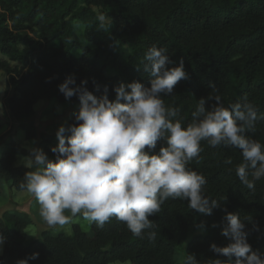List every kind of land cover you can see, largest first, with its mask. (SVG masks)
Masks as SVG:
<instances>
[{
    "label": "trees",
    "instance_id": "16d2710c",
    "mask_svg": "<svg viewBox=\"0 0 264 264\" xmlns=\"http://www.w3.org/2000/svg\"><path fill=\"white\" fill-rule=\"evenodd\" d=\"M74 22L84 25L88 45L76 38ZM153 45L168 49L170 66L183 61L188 79L162 98L167 106L180 109L185 126L199 99L211 91V83L225 107L247 97L258 114L264 113V0H0V73L9 74L8 120L25 131L26 139H36V126L26 118L35 114L40 100L56 98L77 105L68 125L76 123L79 97L66 100L59 90L68 77L77 84L87 80V89L97 97L107 85L111 100L121 83L139 81L149 87L151 77L139 67ZM77 49L79 54L74 53ZM13 131L2 135L7 146L0 155V181L20 190L30 169L18 163L26 149ZM246 134L264 144V120ZM55 138L42 132L37 147L50 159H55ZM164 144L158 141L157 151ZM201 146L198 160L188 166L206 177V194L220 201L211 215L191 210L187 200L170 198L150 217L157 233L154 243L134 236L112 218L103 228L92 223V233L74 223L70 235L42 230L25 244L32 217L26 211L7 210L0 216V234L5 237L0 264H17L34 252L39 258L29 264H177L182 245L185 257L194 253L202 264L216 258L226 261L211 245L230 242L222 235L227 212L244 219L252 250L264 253V179L256 181L254 190L246 189L235 174L243 159L239 149L213 148L206 142ZM227 159L232 165L225 164ZM201 223L207 230L191 236Z\"/></svg>",
    "mask_w": 264,
    "mask_h": 264
},
{
    "label": "clouds",
    "instance_id": "9594fccd",
    "mask_svg": "<svg viewBox=\"0 0 264 264\" xmlns=\"http://www.w3.org/2000/svg\"><path fill=\"white\" fill-rule=\"evenodd\" d=\"M171 63L168 49L153 45L139 67L151 77L150 86L121 83L114 88V100L107 85L101 97L87 89V80L77 84L68 77L59 85L66 100L79 97L76 123L58 128V144L51 148L55 159L42 149L29 148L30 171L19 184L38 203L39 216L49 228L63 227L78 214L98 228L115 218L134 236L154 243L157 233L150 217L170 198L187 200L191 210L211 215L220 201L206 194V177L188 166L198 160L202 142L241 151L243 159L235 174L246 189L254 190L256 181L264 179V144L246 134L255 131L264 113L258 114L247 97L225 107L211 83V91L199 99L185 126L180 109L167 106L162 98L188 79L183 61L179 66ZM158 141L165 144L157 151ZM225 164L232 165V160ZM224 220L222 235L230 242L224 247L212 244L211 250L226 261L216 258L208 264H264V253L253 251L248 242L244 219L227 212ZM197 227L207 230L204 223ZM4 243L0 234V250ZM39 255L34 252L17 264H29ZM183 264L202 261L193 253Z\"/></svg>",
    "mask_w": 264,
    "mask_h": 264
},
{
    "label": "rangeland",
    "instance_id": "374dc122",
    "mask_svg": "<svg viewBox=\"0 0 264 264\" xmlns=\"http://www.w3.org/2000/svg\"><path fill=\"white\" fill-rule=\"evenodd\" d=\"M76 38L88 45L85 39V27L81 22H74ZM79 54L80 49L74 51ZM9 85V74L5 71L0 73V155L2 150L7 146V140L2 138V135L12 128L14 131V138L18 139L23 147L26 149V155L20 156L18 163L26 164V158L30 156L29 148L38 147L41 139V133L47 132L56 136L54 143L58 144L57 130L61 125H68V121L74 115L77 105L70 103H60L56 98L40 100L35 105V114L32 117L26 118L27 122H31L36 126L37 137L36 139H26L25 131L15 126L7 118V88ZM2 192L0 195V216L7 210H21L26 211L33 219V223L27 229V237L25 244L30 243L33 239L37 238L42 230H48L52 233L64 232L68 235L73 233L72 224L78 223L80 227L89 233H92V223L83 219L79 214L72 222L64 225L63 227L49 228L39 216V205L33 197L26 191L11 188L4 181H0ZM70 215V213H69ZM200 230L191 231L190 235H194ZM4 244L0 254H2ZM185 257V245L179 246L178 254L176 255L177 264H183ZM110 264H132L131 261H115Z\"/></svg>",
    "mask_w": 264,
    "mask_h": 264
}]
</instances>
